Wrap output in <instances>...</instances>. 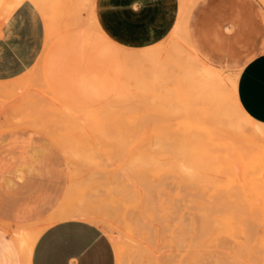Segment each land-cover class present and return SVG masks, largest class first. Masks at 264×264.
<instances>
[{"label": "rangeland", "instance_id": "rangeland-1", "mask_svg": "<svg viewBox=\"0 0 264 264\" xmlns=\"http://www.w3.org/2000/svg\"><path fill=\"white\" fill-rule=\"evenodd\" d=\"M21 1L0 0V9L9 11ZM30 1L44 19V46L26 71L0 79V177L15 176L23 181L37 178L43 183L44 199L51 195L53 186L57 211L71 210L85 201L95 202L103 215L100 226L118 251L116 264H145L151 249L166 254L169 248L184 257L195 255L198 264H264V145L258 149L240 138L250 137L246 140L263 143L251 133L254 118L249 122L235 108L230 89L246 61L264 51V0L213 2L198 32L193 22L195 10L207 0H196L189 17L188 36L183 31L173 36L170 32L158 41L162 46L160 61L134 65L129 72L116 71L99 54L103 52L108 57L119 47L101 36L92 23L96 0ZM190 50L204 63L219 68L227 86L214 85L219 89L216 91V87L212 86V90L206 85L198 73L200 60ZM126 58L131 59L130 55ZM85 75L94 80L82 81ZM204 119L212 127L211 135L196 148L190 136L195 141L201 139L202 133L200 137L196 134L202 132ZM239 129L241 132L236 133ZM189 141L192 144L187 146ZM218 199L224 204L218 205ZM206 201L215 202L217 210ZM51 215L49 212V216L17 224L0 220L4 223L0 226L14 238L11 244H16L20 229L40 227ZM181 230H186L184 235ZM28 234L29 238L32 232Z\"/></svg>", "mask_w": 264, "mask_h": 264}, {"label": "crops", "instance_id": "crops-1", "mask_svg": "<svg viewBox=\"0 0 264 264\" xmlns=\"http://www.w3.org/2000/svg\"><path fill=\"white\" fill-rule=\"evenodd\" d=\"M223 1L207 0L197 7L193 20L197 32L213 2ZM181 8L182 0H96L92 23L101 36L119 47L108 57L100 52L102 60L118 72L160 61L162 46L158 41L173 32ZM44 30L43 16L30 0H22L9 11L0 9V79L23 73L37 60L44 46ZM126 55L131 59L127 60ZM81 80L91 82L94 78L85 75ZM237 91L245 111L264 123V51L246 61ZM42 185L35 177L24 181L15 176L0 177V220L17 224L51 212L48 223L66 213L65 208L55 209L58 198L52 194L53 186L51 195L44 199ZM81 219L61 218L43 230L33 249L32 264H116L114 244L108 234L100 225ZM13 239L0 226V264H20L19 256H8Z\"/></svg>", "mask_w": 264, "mask_h": 264}, {"label": "bare ground", "instance_id": "bare-ground-1", "mask_svg": "<svg viewBox=\"0 0 264 264\" xmlns=\"http://www.w3.org/2000/svg\"><path fill=\"white\" fill-rule=\"evenodd\" d=\"M263 1V0H262ZM196 2V0H182V8H181V13H180V17H179V20H178V23H177V25H176V27H175V29L173 30V32L171 33V35L173 36V35H175V34H177V33H180V32H186L185 34L188 36V20H189V16H190V13H191V10H192V7L194 6V3ZM2 6V5H1ZM5 8V7H4ZM3 8V9H4ZM183 34V33H182ZM186 41L188 40V39H186V36H185V38H184ZM189 41V40H188ZM189 45V44H188ZM153 48H154V46H153ZM145 49V48H144ZM143 49V50H144ZM147 49V48H146ZM145 49V50H146ZM150 49V48H149ZM189 49H191V48H189ZM191 51V53L190 54H194V51H192V50H190ZM193 52V53H192ZM191 55V56H192ZM195 55V54H194ZM153 57V56H152ZM152 57H150V58H152ZM198 56L197 55H195V58H197ZM191 58V57H190ZM193 58H194V56H193ZM192 58V59H193ZM154 59V58H153ZM198 60H200L199 58H197ZM192 61V60H191ZM153 62H154V60H153ZM156 64V63H155ZM195 64V63H194ZM200 65H201V68L198 70V73H199V76H200V78L205 82V84L206 85H210V87H211V89L213 90V88L214 87H216L217 85H225V86H227L226 84H227V80H226V78L224 77V75H223V73H222V71L220 70V69H217V68H214V67H212V66H210V65H207L206 63H204L203 61H201L200 60V63H199ZM193 65V64H192ZM191 68V67H190ZM188 69V68H187ZM190 70V69H189ZM194 72V71H193ZM194 76H195V78L197 77V74H194ZM199 78V77H198ZM237 80V79H236ZM236 80H232V86H231V90H232V92H233V96H234V99H233V101L234 102H232V103H234V106H235V108L238 110V112L243 116V117H245L248 121H249V119L250 120H252V117L245 111V109L243 108V106L241 105V103H240V101H239V98H238V91H237V84H238V80L236 81ZM229 84V83H228ZM214 85H216V86H214ZM212 86H214L213 88H212ZM230 86V85H229ZM208 87V86H207ZM210 87H209V89H210ZM222 87V86H221ZM224 87V86H223ZM218 87H216L215 89H216V91L218 90L219 91V89H217ZM213 92L214 93H216L215 91H211L210 93H212L213 94ZM219 93V92H218ZM221 93V92H220ZM222 93H223V91H222ZM212 97H213V95H211ZM219 96V94H217V96L215 95V98H217ZM220 97H221V95H220ZM215 98H214V101H215ZM213 99V98H212ZM218 101H219V99H217ZM217 100H216V102H217ZM228 100V99H227ZM219 102H221V101H219ZM222 104L224 105V103L222 102ZM217 105V104H216ZM227 106V105H226ZM232 106V105H231ZM223 109V108H222ZM226 110H227V108L224 110L225 111V113H227L226 112ZM230 111V110H229ZM223 112V111H222ZM225 115V114H224ZM223 116V115H222ZM226 116V115H225ZM228 116V115H227ZM210 118H212V117H210ZM199 120H200V118H198ZM206 119V118H205ZM204 119V120H205ZM118 120V119H117ZM150 120V119H149ZM192 120V119H191ZM207 121H209L208 119H206ZM205 120V123L204 124H202L201 125V128L200 129H202V132H200V130H199V132L200 133H198V134H196V137L199 135V134H201L202 133V136H201V139L199 138V139H196V141H195V138H193L194 136L193 135H191L190 136V134H189V136L190 137H192V138H190V140L191 139H194V142L195 143H191L190 141H189V144H188V142H186V144H187V146L188 145H194V146H196V148L198 147V143H199V145L200 144H203L202 142L204 141V140H206V139H208L209 137H210V135H211V131H210V127H209V122H207ZM232 120V119H231ZM255 120V119H254ZM254 120H252V124H254V128H253V130H252V134L255 136V137H257V138H259L260 140L262 139L263 140V143L262 142H260V144H258V141L256 142V144H255V142L253 143L252 141H247L246 139L248 138L247 136L248 135H245V137H247V138H243V137H240V138H242L245 142H248V145L250 144V143H252V144H250L251 146H253V147H255L256 148V146L258 147V149H261V145H264V124H262L261 122H258V123H256V121H254ZM196 121H198V120H196ZM218 121V120H217ZM233 121V120H232ZM78 122V121H77ZM76 122V123H77ZM95 122V121H94ZM142 122V121H141ZM189 122V121H188ZM199 122V121H198ZM201 122V121H200ZM225 122H227V121H225ZM249 122H251V121H249ZM253 122H255V123H253ZM93 123V122H92ZM116 123V122H115ZM185 123V122H184ZM230 123V122H229ZM236 123H238V122H236ZM89 124V123H88ZM119 124V123H118ZM186 124V123H185ZM223 124V123H222ZM221 124V125H222ZM226 124V123H225ZM224 124V125H225ZM232 124V123H231ZM75 125H77V124H75ZM75 125H73V126H75ZM82 125V124H81ZM92 125H94L95 126V124H92ZM190 125H191V123H190ZM194 125V124H193ZM210 125H211V123H210ZM230 125V124H229ZM237 125V124H236ZM87 126V125H86ZM213 126H215V125H213ZM217 126V125H216ZM228 126V125H227ZM226 126V127H227ZM232 126V125H231ZM229 127V128H232V127ZM238 126H239V124H238ZM237 126V127H238ZM79 127V126H78ZM133 127V126H132ZM222 127V126H221ZM240 127V126H239ZM83 128V127H82ZM92 128V127H91ZM90 128V129H91ZM98 128H100V127H98ZM165 128H167V127H165ZM186 128L188 129L189 127L186 125ZM195 128V127H194ZM193 128V129H194ZM198 128V127H197ZM196 128V129H197ZM212 128V127H211ZM117 129V128H116ZM133 129V128H132ZM138 129V128H137ZM190 129V128H189ZM192 129V128H191ZM228 129V128H227ZM236 129V128H235ZM234 129V130H235ZM75 130V129H74ZM96 130V129H95ZM161 130V129H160ZM168 130V129H167ZM233 130V129H232ZM238 130V129H237ZM192 131V130H191ZM190 131V132H191ZM198 131V130H197ZM189 132V133H190ZM217 132V131H216ZM241 131H240V129H239V132H237L236 131V133H240ZM172 133V132H171ZM218 133V132H217ZM250 133V134H251ZM224 134V133H223ZM249 134V135H250ZM56 135H61V134H55V136ZM229 135V134H228ZM235 135V134H234ZM64 136V135H63ZM66 136V135H65ZM64 136V137H65ZM68 136L69 135H67V137L66 138H68ZM71 136V135H70ZM175 136V135H174ZM183 136V135H182ZM200 136H198V137H200ZM233 136V135H232ZM231 136V137H232ZM236 136V135H235ZM60 137V136H59ZM176 137V136H175ZM225 137H227V135L225 136ZM231 137H228V138H231ZM254 137V138H255ZM71 138V137H70ZM179 138V137H178ZM223 138V137H222ZM236 138V137H235ZM235 138H233V139H235ZM54 139V138H53ZM71 139H73V138H71ZM78 139V138H77ZM180 139V138H179ZM184 139V138H183ZM182 139V140H183ZM218 139V138H217ZM248 139H251L250 137L248 138ZM258 139V140H259ZM69 140V139H68ZM214 140V139H213ZM242 140V141H243ZM257 140V139H256ZM54 141H55V139H54ZM57 141V140H56ZM64 142L66 141V139L65 140H63ZM156 141V140H155ZM198 141V142H197ZM241 141V140H240ZM254 141V140H253ZM58 142H60V141H58ZM170 142V141H169ZM172 142V141H171ZM174 142V141H173ZM197 142V143H196ZM208 142V141H207ZM228 142V141H227ZM66 143V142H65ZM77 143V142H76ZM181 143H183V142H181ZM185 143V142H184ZM243 142H241V144H242ZM59 145H60V143H58ZM64 144V143H63ZM171 144V143H170ZM235 144V143H234ZM239 144V143H238ZM65 145V144H64ZM68 145H70V143L68 142ZM180 145H182V144H180L179 143V146ZM230 145V144H229ZM242 145H244V143L242 144ZM67 148L69 147V146H67V145H65ZM71 146H73V145H71ZM70 146V147H71ZM215 147V146H214ZM219 147V146H218ZM217 147V148H218ZM237 147V146H236ZM242 147V146H241ZM244 147V146H243ZM260 147V148H259ZM264 147V146H263ZM74 148V147H73ZM158 148V147H157ZM156 148V149H157ZM181 148V150H183V148L182 147H180ZM187 148V147H186ZM195 148V147H194ZM193 147H192V149H194ZM216 148V147H215ZM221 148H223V145L221 146ZM238 148V147H237ZM82 149V148H81ZM200 149V148H199ZM226 150V148H223V150ZM244 149V148H243ZM70 150V149H69ZM187 150H188V148H187ZM217 150V149H216ZM240 150V149H239ZM250 150V149H249ZM248 150V152H250ZM254 150V149H253ZM158 151V150H157ZM186 150H184V152H185ZM241 151V150H240ZM69 152V151H68ZM67 152V153H68ZM75 152V151H74ZM192 152H194V151H192ZM225 152V151H224ZM235 153H236V151H234ZM159 153V152H158ZM185 153H187V152H185ZM222 153H223V151H222ZM245 153V152H244ZM247 153V152H246ZM245 153V154H246ZM165 154V153H164ZM66 155H69V154H66ZM79 155V154H78ZM158 155V154H157ZM229 155V154H228ZM249 155H251V152H250V154ZM197 156V155H196ZM222 156H224V155H222ZM172 157V156H171ZM204 157V156H203ZM227 157H229V156H227ZM226 157V158H227ZM232 157V156H231ZM244 157H245V155H244ZM207 158V157H206ZM206 158H204V159H206ZM208 158H209V156H208ZM207 158V159H208ZM219 158V157H218ZM223 158V157H222ZM175 159V158H174ZM220 160H221V157H220ZM224 160V159H223ZM226 160V159H225ZM212 161V160H211ZM222 161V160H221ZM264 161V160H263ZM163 162V161H162ZM191 163H192V161H190ZM196 162H197V160H196ZM203 162V161H202ZM212 162H214V161H212ZM211 162V163H212ZM220 162V161H219ZM198 163V162H197ZM232 163H234V162H232ZM251 163V162H250ZM262 163V162H261ZM201 164V163H200ZM252 164V163H251ZM167 165V164H166ZM169 165V164H168ZM184 167V170L186 169L187 170V167H189L188 165V163L186 164L187 165V167L184 165V164H182ZM181 165V166H182ZM205 165V164H204ZM164 166H165V164H164ZM178 166H180V165H178ZM202 166V165H201ZM200 166V167H201ZM256 166V165H255ZM177 167V166H176ZM257 167V166H256ZM180 168V167H179ZM182 167L180 168V169H183ZM203 168V167H202ZM212 168V167H211ZM241 168H242V166H241ZM190 169V168H189ZM198 169V168H197ZM209 169V168H208ZM230 169V168H229ZM228 169V170H229ZM233 169V168H232ZM205 170V169H204ZM207 170V169H206ZM214 170H215V168H214ZM200 171H201V169H200ZM211 171H213V170H211ZM254 171V170H253ZM195 172V171H194ZM243 172V171H242ZM259 172H261V171H259ZM214 173V172H213ZM234 173V172H233ZM247 173H248V170H247ZM250 173V172H249ZM254 173V172H253ZM263 173V172H262ZM168 174V173H167ZM212 174V173H211ZM227 174V173H226ZM230 174V173H229ZM256 174V173H255ZM216 175V174H215ZM225 175V174H224ZM242 175V174H241ZM262 175V174H261ZM226 176V175H225ZM246 176V175H245ZM212 177V176H211ZM240 177H242V176H240ZM237 178H239V176L237 177ZM164 179V178H163ZM208 179V178H207ZM246 179V178H245ZM250 179V178H249ZM220 180V179H219ZM224 180V179H223ZM222 180V181H223ZM239 180V179H238ZM241 180H244L243 178L241 179ZM247 181H248V179H246ZM257 180V179H256ZM262 180V179H261ZM198 181V180H197ZM245 181V180H244ZM263 181V180H262ZM201 182V181H200ZM210 182V181H209ZM215 182H217V181H215ZM215 182H213V184L215 183ZM251 182V181H250ZM264 182V181H263ZM110 183V182H109ZM182 183V182H181ZM142 184V183H141ZM141 184H139V186L140 187H142V189H144L143 187L144 186H141ZM144 185H146L145 183H143ZM147 184H149V183H147ZM187 184H189V183H187ZM152 185V184H151ZM204 185V184H203ZM209 185V184H208ZM241 185V184H240ZM244 185V184H243ZM250 185H252V184H250ZM249 185V186H250ZM162 186H164V185H162ZM179 186V185H178ZM215 186H216V183H215ZM237 186V185H236ZM239 186V185H238ZM140 187H137V188H140ZM147 187H149V186H147ZM203 187V186H202ZM214 187V186H213ZM236 188V187H235ZM245 188H246V186H245ZM150 189V188H149ZM158 189V188H157ZM247 189V188H246ZM249 189V188H248ZM141 190V189H140ZM147 190V189H146ZM151 190V189H150ZM150 190H149V193H152V192H150ZM225 190V189H224ZM234 190H236V189H234ZM241 190V189H240ZM94 191H95V189H94ZM97 191V190H96ZM142 191V190H141ZM144 191V190H143ZM142 191V192H143ZM148 191V190H147ZM146 191V192H147ZM155 191V190H154ZM231 191V190H230ZM164 192V191H163ZM97 193V192H96ZM138 193V192H137ZM143 193H145V192H143ZM148 193V192H147ZM147 193H145L146 195H147ZM222 193H223V191H222ZM234 193V192H233ZM253 194H254V192H252ZM102 194V193H101ZM159 194V193H158ZM220 194V193H219ZM145 195V196H146ZM153 195V194H152ZM202 195V194H201ZM236 195V194H235ZM234 195V196H235ZM256 195V194H255ZM96 196V195H95ZM95 196H93V197H95ZM137 196L139 197L140 195H138L137 194ZM142 196V195H141ZM148 196H150L149 194H148ZM160 196V195H159ZM224 196V195H223ZM225 197H226V194H225ZM237 197V196H236ZM259 197V196H258ZM89 198H91V197H89ZM134 198V197H133ZM146 198V197H145ZM149 198V197H148ZM154 198V197H153ZM253 198H254V196H253ZM88 199V198H87ZM138 199H140V198H138ZM151 199V198H150ZM156 199H157V197H156ZM159 199V198H158ZM164 199V198H163ZM166 199H169V198H166ZM226 199V198H225ZM237 199V198H236ZM246 199V198H245ZM260 199V198H259ZM262 199V198H261ZM84 200H86V199H84ZM159 200H161V198L159 199ZM159 200H158V202H159ZM170 200V199H169ZM219 201H220V199H218ZM227 200V199H226ZM226 200H225V202H226ZM91 201V200H90ZM165 201V200H164ZM208 201V200H207ZM206 201V202H207ZM211 201V200H210ZM210 201L209 202H207V203H210ZM229 201V200H228ZM239 201V200H238ZM237 201V202H238ZM245 201V200H244ZM253 201V200H252ZM139 202V201H138ZM150 202H152V201H150ZM234 202V201H233ZM236 202V201H235ZM240 202V201H239ZM246 203H247V201H245ZM245 202H243V203H245ZM262 202H263V200H262ZM166 203V202H165ZM203 203V202H202ZM206 203V204H207ZM215 203V202H214ZM214 203H210L213 207L215 206L214 205ZM219 203V204H218ZM220 203H221V201L220 202H217V204L218 205H220ZM223 203V202H222ZM221 203V204H222ZM226 203H229V205H230V202H226ZM231 203H232V201H231ZM252 203V202H251ZM155 204V203H154ZM172 204V203H171ZM205 204V205H206ZM224 204V203H223ZM222 204V205H223ZM233 204V203H232ZM232 204L230 205V206H232ZM240 204H242V203H240ZM248 204V203H247ZM157 205V204H156ZM161 205V204H160ZM211 205H209V206H211ZM228 205V204H227ZM234 205V204H233ZM237 204H235V206H236ZM239 205V204H238ZM243 205V204H242ZM99 206V205H98ZM98 206L96 205V203L95 202H82L80 205H76L73 209H67V212L66 213H64V214H62L61 216H59L58 217V219H55V220H59V219H61V218H82V219H85V221L86 220H88V221H91V222H94V223H96V224H98V225H100V223H101V221H103V215L100 213V210H99V208H98ZM126 206V205H125ZM149 206V205H148ZM158 206V205H157ZM225 206V205H224ZM223 206V207H224ZM230 206H229V208H230ZM240 206V205H239ZM246 206H248V205H246ZM263 206V205H262ZM100 207V206H99ZM176 207V206H175ZM202 207H203V205H202ZM207 207V206H206ZM216 207V206H215ZM213 208V209H216V208ZM228 207V206H227ZM226 206H225V208H227ZM255 207H259V206H255ZM151 208V207H150ZM153 208H154V206H153ZM171 208V210H172V206L170 207ZM209 208H211V207H209ZM209 208H208V210H209ZM220 208H222V206L220 207ZM241 208H243V206L241 207ZM264 208V207H263ZM162 209V208H161ZM203 209H205V208H203ZM212 209V210H213ZM228 209V208H227ZM227 209H226V211H227ZM253 209H255V208H253ZM258 209V208H257ZM174 210H177L176 208L174 209ZM206 210H207V208H206ZM207 210V211H208ZM217 210V209H216ZM222 210V209H221ZM221 210H218V211H221ZM228 210H231V209H228ZM247 210V209H246ZM260 210V209H259ZM257 211V212H260V211ZM156 211V210H155ZM159 211H162V210H159ZM173 211V210H172ZM205 211V210H204ZM239 210H237V212H238ZM255 211V210H254ZM262 211H263V209H262ZM134 212V211H133ZM156 212H158V211H156ZM169 212H170V210H169ZM177 212V211H176ZM210 213H211V211H209ZM209 212H206V214H208ZM213 212H214V210H213ZM217 212V211H216ZM216 212H214V213H216ZM228 212V211H227ZM235 212V211H234ZM236 212V213H237ZM241 213H242V211H240ZM247 212H248V210H247ZM257 212H255V213H257ZM175 213V212H174ZM181 213V212H180ZM219 213H221V212H219ZM243 213H246V211H244ZM253 213V212H252ZM158 214V213H157ZM156 214V215H157ZM198 214V213H197ZM222 214H224V213H222ZM160 215V214H159ZM172 215H174V214H172ZM182 215H184V214H182ZM205 215V214H204ZM210 215H212V214H210ZM239 215H242V214H239ZM175 216V215H174ZM186 216V215H185ZM184 216V217H185ZM196 216V215H195ZM262 216V215H261ZM55 216H53L52 218H54ZM135 218H136V216H134ZM141 217V216H140ZM157 217V216H156ZM158 217H160V216H158ZM177 217V216H176ZM205 217V216H204ZM204 217H202V218H204ZM228 217H231V216H228ZM106 218V217H105ZM127 218V217H126ZM147 218H149V217H147ZM168 218H170V217H168ZM175 218V217H174ZM173 218V219H174ZM206 218H210V216L208 217H206ZM211 218H212V216H211ZM226 218V217H225ZM235 218V217H234ZM238 218V217H237ZM264 218V217H263ZM81 219V220H82ZM134 219V218H133ZM140 219V218H139ZM142 219V218H141ZM150 219V218H149ZM148 219V220H149ZM160 219V218H159ZM179 219V218H178ZM177 219V220H178ZM185 219V218H184ZM183 219V220H184ZM212 219H214V217L212 218ZM212 219H211V221H212ZM54 220V221H55ZM137 220V219H136ZM135 220V221H136ZM157 220V219H156ZM164 219L162 218V221H163ZM175 220H176V218H175ZM182 220V219H181ZM186 220V219H185ZM215 221H216V223H217V219H214ZM251 220V219H250ZM54 221H50V222H48V223H45L44 225H42V226H38V227H32V229L31 230H28V231H26V229L27 228H22V229H20L21 231L18 233V235H17V242H16V244H11V245H9L8 246V256L9 257H13V256H15V255H17V256H19V258H20V264H32V254H33V249H34V246H35V243H36V241H37V239L39 238V236H40V234L41 233H43V230H45L52 222H54ZM142 221V220H141ZM141 221H139V223L141 222ZM153 221V220H152ZM158 221V220H157ZM179 221V220H178ZM206 221V220H205ZM204 221V223L206 224V222ZM221 221V220H220ZM219 221V222H220ZM138 222V221H137ZM144 222V221H143ZM148 222V221H147ZM171 222V221H170ZM181 222V221H180ZM179 222V223H180ZM185 222V221H184ZM184 222H181L182 224L184 223ZM198 222V221H197ZM0 223H1V221H0ZM123 223V222H122ZM159 223H161V219H160V222ZM173 223V222H172ZM172 223H171V225H172ZM186 223V222H185ZM227 223V222H226ZM1 224H4V223H1ZM141 224V223H140ZM147 224H150V222L149 223H147ZM146 224V225H147ZM154 224V223H153ZM174 224V223H173ZM209 224V223H208ZM8 225V224H7ZM122 225V224H121ZM142 225V224H141ZM141 225H140V227H141ZM145 225V224H144ZM171 225H170V227H171ZM175 225H177V224H175ZM184 225V224H183ZM125 226H127V224H125ZM148 226V225H147ZM154 226V225H153ZM163 226V225H162ZM204 226V225H203ZM209 226H211V225H209ZM209 226H207V227H209ZM214 226V224L212 225V227ZM144 227V226H143ZM142 227V228H143ZM155 227V226H154ZM166 227V226H165ZM174 227V226H173ZM176 227V226H175ZM186 227V225L183 227V229ZM248 227V226H247ZM126 228V227H125ZM145 228V227H144ZM149 228V227H148ZM162 227H160V229H161ZM168 228V227H167ZM166 228V229H167ZM172 228V227H171ZM182 228V227H181ZM205 228H206V226H205ZM210 228V227H209ZM229 228V227H228ZM14 229V228H13ZM29 229V228H28ZM139 229V228H138ZM151 229V228H150ZM154 229V228H153ZM159 229V230H160ZM175 229V228H174ZM178 229H180V227L178 228ZM204 228L202 227V230H203ZM226 229V228H225ZM168 230H169V228H168ZM209 230V229H208ZM208 230H206L208 233H209V231ZM220 229L218 228V231H219ZM224 230V229H223ZM150 231V230H149ZM154 231V230H153ZM163 231H164V229H163ZM163 231H162V229H161V232L163 233ZM175 231H176V229H175ZM181 231H184V230H181ZM186 231V230H185ZM185 231L183 232V235H184V233H185ZM28 232L30 233V232H32V235L28 238V236H29V234H28ZM139 232V231H138ZM169 232V231H168ZM172 232V231H171ZM174 232V231H173ZM172 232V236H174V233ZM177 232H178V234H180L179 233V231L177 230ZM203 232V231H202ZM109 233V232H108ZM127 233H128V231H127ZM151 234L153 233V232H150ZM160 233V232H159ZM182 233V232H181ZM12 234H13V232H12ZM14 234H16V233H14ZM28 234V235H27ZM143 234V233H142ZM211 234V233H210ZM27 235V236H26ZM139 235H140V233H139ZM144 235V234H143ZM169 235H171V234H169ZM182 235V236H183ZM208 235V234H207ZM140 236H142V235H140ZM154 236H155V233H154ZM160 236V235H159ZM163 236V235H162ZM161 236V237H162ZM181 236V235H180ZM27 237V238H26ZM156 237V236H155ZM175 237V236H174ZM191 237V236H190ZM195 237V236H194ZM204 237V236H203ZM209 237V236H208ZM178 238V237H177ZM145 239V238H144ZM143 239V240H144ZM149 239H150V237H149ZM148 239V240H149ZM155 239V238H154ZM163 239H165L164 237H163ZM190 239V238H189ZM195 240L197 241V239L195 238ZM195 240H193V241H195ZM203 240V239H202ZM214 240V239H213ZM116 241V240H115ZM156 241V240H155ZM205 241V240H204ZM154 242V241H153ZM157 242V241H156ZM180 243L182 242V241H179ZM178 242V243H179ZM185 242H186V239H185ZM189 242V241H188ZM203 242V241H202ZM210 242V241H209ZM211 242H213V241H211ZM121 243V242H120ZM133 243V242H132ZM171 243V242H170ZM180 243H179V245H180ZM183 243V242H182ZM196 243V242H195ZM194 243V244H195ZM197 243H200V242H197ZM156 244V243H155ZM154 244V245H155ZM207 244V243H206ZM214 244V243H213ZM117 245H119V244H117ZM146 245V244H145ZM148 245V244H147ZM170 245V244H169ZM168 245V246H169ZM185 245V244H184ZM188 245V244H187ZM192 245V244H191ZM205 245V244H204ZM151 246V245H150ZM167 246V247H168ZM177 246H178V244H177ZM196 246V245H195ZM206 246V245H205ZM134 247V246H133ZM132 247V248H133ZM161 246H158V248H160ZM181 247V246H180ZM180 247H178L179 249H180ZM184 248H186L185 246H183ZM189 247H190V245H189ZM192 247H194V246H192ZM199 247V246H198ZM203 247V246H202ZM208 247V246H207ZM211 247V246H210ZM214 247V246H213ZM118 247H116V249H117ZM122 248L123 247H119V250L120 251H122ZM131 248V249H132ZM141 248V247H140ZM144 248V247H143ZM149 248H153V247H149ZM134 249V248H133ZM139 249V248H138ZM211 249H213V248H211ZM118 250V249H117ZM144 250V249H143ZM154 250H156V249H154ZM152 251V249H151V251H150V254H149V256L147 257V258H145L146 259V263L145 264H198V261L196 260V256L195 255H191V256H187V257H184V255H182L181 254V252H176V251H172V248H169V251L166 253V254H162L161 253V250H160V254L157 252H155V251ZM162 250H163V248H162ZM166 250V249H165ZM181 250V249H180ZM179 250V251H180ZM192 250V249H191ZM196 250V249H195ZM199 250H200V248H199ZM203 250V249H202ZM205 250V249H204ZM222 250V249H221ZM131 251V250H130ZM145 251V250H144ZM158 251V250H157ZM201 251V250H200ZM116 252H118V251H116ZM115 252V253H116ZM147 252V251H146ZM203 252H205V251H202V253ZM224 252V251H223ZM135 253V252H134ZM145 253V252H144ZM143 253V254H144ZM183 253V252H182ZM139 254V253H138ZM199 254H200V252H199ZM204 254V253H203ZM211 254V253H210ZM134 255V254H133ZM132 255V256H133ZM188 255V254H187ZM120 258V254H117V258ZM142 257V256H141ZM118 258V259H119ZM120 260H122V259H119V261ZM127 261V260H126ZM121 262V261H120Z\"/></svg>", "mask_w": 264, "mask_h": 264}]
</instances>
